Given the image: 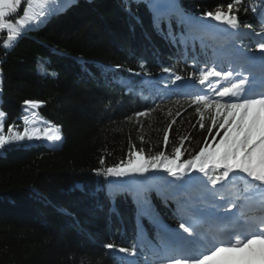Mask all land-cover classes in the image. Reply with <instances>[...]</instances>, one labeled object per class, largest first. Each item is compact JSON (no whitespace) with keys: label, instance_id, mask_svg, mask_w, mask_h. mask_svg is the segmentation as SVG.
<instances>
[{"label":"trees","instance_id":"trees-1","mask_svg":"<svg viewBox=\"0 0 264 264\" xmlns=\"http://www.w3.org/2000/svg\"><path fill=\"white\" fill-rule=\"evenodd\" d=\"M232 2L64 0L14 47H3L8 33L0 32V134L37 118L40 127H58L62 135L57 146L14 141L0 147V264H153L164 249L163 228L183 232L188 209L217 202L196 180L186 190L187 177L177 181L162 169L124 177L96 170L135 151L172 156L181 138V162L213 137L218 142L216 129L208 131L214 109L194 104L191 94L200 93L197 70L226 44L218 43L214 26L234 30L204 14L220 6L227 12ZM27 6L22 0L9 19ZM263 10L261 0L234 5L245 34H233V42L245 49L257 44L262 37L253 32L264 33ZM187 84L192 91L179 94ZM25 101L39 104L31 109ZM220 192L234 197L237 191L228 185ZM109 243L136 245L137 254L130 258Z\"/></svg>","mask_w":264,"mask_h":264},{"label":"snow or ice","instance_id":"snow-or-ice-1","mask_svg":"<svg viewBox=\"0 0 264 264\" xmlns=\"http://www.w3.org/2000/svg\"><path fill=\"white\" fill-rule=\"evenodd\" d=\"M61 2L62 0H57L58 5ZM240 2L241 0H233L229 3L227 12L220 6L216 12L204 15L238 30L240 23L232 10ZM21 3L22 0H0V32L7 30L8 33V39L3 44L5 48L14 47L26 31L38 27L52 14L50 0H26L28 7L25 8L24 16L13 22L9 17L18 11ZM34 3L43 5L48 10L42 9L39 13H34ZM261 3L264 5V0ZM252 11H257V8L254 6ZM186 19L191 22L190 18ZM245 27L251 28V25ZM253 34L262 37L257 42L261 53L259 56H244L235 66L231 63L224 66L213 62L210 66L197 70L199 84L205 85L207 81V87L219 97L216 99L199 92L191 94L194 104L203 105L206 110L214 109L215 115L209 111L211 125L208 131L211 133L216 129L218 142L213 137L211 144L205 142L195 155L181 162L184 140L181 138V144L174 147L172 156L160 152L145 157L142 151H135L130 153L127 161L121 160L117 165L96 170L98 175L102 172L106 176L124 177L162 169L177 181H184L186 177L188 182L196 180L212 201L217 198L225 201L220 189L228 185L235 189L234 181L244 180L243 191L236 193L234 199L226 200L221 206L222 210L215 203L211 204L212 211L195 207L188 209L187 218H182L179 225L183 232H172L164 240L163 252L156 253L153 264H255L254 245H260L259 256L264 262V33L254 31ZM163 71L171 70L165 68ZM192 75L196 76V73ZM210 77L216 80H210ZM175 80H181V77L177 75ZM221 83L225 86L217 89L216 86ZM225 97L228 100L222 103L221 100ZM25 104L35 109L39 102L25 101ZM197 111L201 115L200 127L204 128V113L200 108ZM32 115L35 116L36 113L33 112ZM3 116L4 113L0 112V117ZM25 121L27 124V118ZM8 131L12 133V128ZM25 138H43L53 143L62 140L59 129L53 132L50 127L45 128L41 136L40 129L32 128L30 131L25 127L23 134L16 133L8 139L0 136V147L9 141ZM168 140L169 137L165 134V147ZM100 162L103 164V159ZM192 173L202 174L204 179L193 177ZM238 200L246 203L238 205ZM245 207L254 209L258 214L249 216ZM234 208L239 209L237 214L232 213ZM105 247L112 249L116 246L109 243ZM116 250L132 256L137 254L136 245L131 249L116 247Z\"/></svg>","mask_w":264,"mask_h":264},{"label":"rangeland","instance_id":"rangeland-1","mask_svg":"<svg viewBox=\"0 0 264 264\" xmlns=\"http://www.w3.org/2000/svg\"><path fill=\"white\" fill-rule=\"evenodd\" d=\"M56 4H58L57 3V0H50V7H52V6H54V5H56ZM28 7V6H27ZM45 10L46 8H44V6L43 5H40V4H38V3H34L33 4V7H32V11L34 12V13H39L41 10ZM24 16V14L21 16V17H19V18H22ZM19 18H17V19H19ZM16 19V20H17ZM15 20V21H16ZM264 22V21H263ZM7 39H8V36H7ZM6 39V40H7ZM261 53H260V50L258 49L257 50V52L255 53V54H253V55H255V56H259ZM249 57H251V56H249ZM222 86H225V85H223V83H221V87ZM217 89H219L218 88V85H217ZM1 122H2V117H0V130H1ZM39 124H40V120L39 119H37V118H29L28 119V122H27V125L25 126V127H28L29 128V130L31 131V129L32 128H38V129H40L41 130V136H42V134H43V130L45 129V128H48V127H50L51 129H52V131L53 132H55L57 129H59L58 127H54V126H43V127H40L39 126ZM25 127L22 129V130H19V129H12V133H8L7 134V136H4V135H2V134H0V136H4L6 139H8L11 135H13V134H16V133H20V134H23V132H24V129H25ZM59 134L61 135V133H60V130H59ZM62 136V135H61ZM14 141H24V142H28V143H41V144H45V145H50V146H57V145H59L60 144V142H49V141H47L46 139H43V138H41V139H32V140H29V139H27V138H25V139H23V140H12V141H9V142H14ZM255 249H257V251H256V256H255V264H264V262H262L261 261V259H260V256H259V249H260V245H254L253 246Z\"/></svg>","mask_w":264,"mask_h":264}]
</instances>
